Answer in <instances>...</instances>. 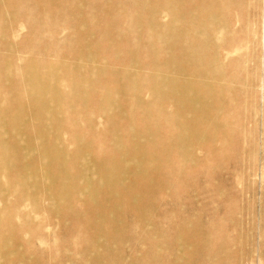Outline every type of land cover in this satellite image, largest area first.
<instances>
[{
  "label": "rangeland",
  "instance_id": "1",
  "mask_svg": "<svg viewBox=\"0 0 264 264\" xmlns=\"http://www.w3.org/2000/svg\"><path fill=\"white\" fill-rule=\"evenodd\" d=\"M88 1L66 4L78 14L83 33L54 58L43 46L53 48L64 34L73 37L67 30L40 31L41 38L29 46L41 47L25 55L9 56L0 48V129L8 115L14 129L19 122L25 125L20 134L42 139L48 128L37 147L58 140L57 149L71 154L67 171L81 165L74 153L79 145L85 146L80 156L92 161L113 153L118 144L129 154L144 149L156 155L170 180L153 203L179 194L182 213L172 212L175 223L198 220L213 241L224 237L233 252L231 264H264V0H101L107 14L116 9L112 4L126 12L125 19L113 20L117 25L84 20ZM8 3L13 14L17 5ZM18 11L5 28L0 12V45L1 40L20 45L30 34L35 16ZM65 51L72 58L79 53L82 60L64 59ZM68 67L74 70L65 72ZM90 68L100 72L90 75ZM137 135L145 137L143 145L136 143ZM21 145L25 155L11 157L0 145V255L6 247L20 248L24 259L36 264H74L66 245L74 232L63 235L61 219L25 218L39 208L43 188L23 175L32 147ZM138 158L119 167L133 168ZM152 212L170 221L169 212ZM125 216L122 223L135 233L138 224ZM19 222L25 225L20 235L15 234ZM37 225L39 238L24 237ZM175 228L155 227L168 237V247L154 254L161 264H220L192 256L190 244H181L184 232ZM173 241L180 243L177 249L171 248ZM155 250L146 247L143 253L148 258ZM5 264L18 262L9 258Z\"/></svg>",
  "mask_w": 264,
  "mask_h": 264
},
{
  "label": "bare ground",
  "instance_id": "2",
  "mask_svg": "<svg viewBox=\"0 0 264 264\" xmlns=\"http://www.w3.org/2000/svg\"><path fill=\"white\" fill-rule=\"evenodd\" d=\"M8 1L17 5L15 9L11 10L13 14L9 12L11 5ZM72 3L73 0H0V12L5 15L1 22L4 28L10 24L12 18L16 20L14 15L19 13V8L26 9L27 15L35 16L28 25L30 34L20 40V45H9L5 40H1L0 48L9 56L25 55L27 50L34 52L41 47L29 46L33 38H41L38 36L40 31L50 30L53 34L62 29L67 30L73 37L67 38L64 34L54 42L53 48L47 45L43 47L49 48V56L53 58L61 51L68 50V45L74 46L78 40L75 35L83 33V27L79 22H76L78 14L66 5ZM99 5H101V0L88 1L85 5L87 11L82 13L83 19L95 21L98 25L99 23L113 22L117 18L125 19L126 12L120 5L112 4L111 6L116 9H110L109 14ZM65 19H69L74 24L62 22ZM113 23L117 25V23ZM132 25L133 23H129L127 29ZM85 47H87L86 44H84ZM42 51L44 52V50ZM65 52L64 59L82 60L79 53L75 58H72L68 51ZM92 52L99 54L94 46ZM87 59L92 63L95 61L92 56ZM7 60H11V58ZM100 64H105V62H100ZM73 70L74 68L68 67L65 72ZM87 71L90 75L100 72L93 68ZM67 79L68 77L65 78V80ZM184 95L185 93L181 94L180 98ZM13 120L14 118L11 119L8 115L1 122L0 145L2 151L4 152L7 148L6 156L8 157L25 155L26 151L21 144L30 143V148H32L29 153L32 156L29 153L27 155L32 160L29 161L30 165L23 164L22 173L28 182L43 188L39 208L33 210L31 214L25 215V218L30 216L35 219L42 218V223L50 221V218L61 219L60 228L63 235L68 230L74 232L71 240L66 239L67 247L75 256L74 264H161L154 254L161 246L168 247V237L158 235L155 227L165 223H168L170 227H176L175 232L179 230L184 232L181 244H190L193 248L192 256H200L207 259L208 262L213 260L220 264H231L233 252L227 247L224 237L219 236L216 241H213L207 236V228L198 220L193 222L188 220L182 226L179 222L175 223L176 219L172 218V212L174 214L182 213V209L177 206L176 201L180 197L179 194L164 203L160 202L158 206H156V201L153 203L159 193L167 191L166 183L170 180L166 169L162 167L156 155L145 152L142 147L141 150L143 149L144 153L129 154V152L126 153L124 145L118 144L113 153L97 161H92L88 157L80 156L85 146L79 145L74 153L78 154L81 165L74 172L67 171L66 167L71 154L57 149L58 140L52 139L46 148L37 147L48 135V128L45 127L42 130L43 138L41 139V137H36L37 134L28 132L25 133L26 135L20 134L25 125H22L18 120L19 128L14 129L11 123V121L14 123ZM25 120L26 117L22 119V123ZM136 139L137 144L143 145L145 139L143 135H137ZM135 156L140 158L137 159L139 161L136 160L133 168L119 167L123 161L124 163L134 161L133 157ZM106 167L109 169L106 170ZM128 176H131V179ZM151 187L157 190L151 191ZM180 193L182 194V192ZM38 198L39 196H34L33 200L36 201ZM44 207L48 210V218L45 216L46 209ZM123 208H126L125 212ZM155 208L158 213L169 212L171 214L170 221L152 212ZM19 212L15 211V214ZM134 212H140L141 217H134L131 214ZM125 214V220L138 224V230L135 233L130 232L127 222L125 225L122 223ZM150 218H152V222ZM16 225L15 234L17 232L20 235L25 229V225L21 222L17 227ZM41 234V229H38L37 225V229L25 234L24 237L39 238ZM239 238H241V233ZM176 245L180 246V243H176ZM176 245L173 241L171 248L177 249ZM146 247L151 250L156 249L148 258L143 253ZM137 252L142 255L141 258H138ZM238 252L240 253L241 249ZM3 253V256L0 255V264H5L9 258H14L18 264H36L34 261L24 259L20 248L8 251L6 247Z\"/></svg>",
  "mask_w": 264,
  "mask_h": 264
}]
</instances>
